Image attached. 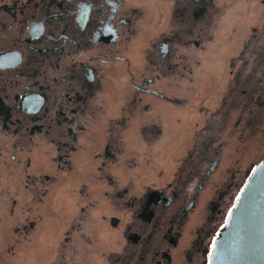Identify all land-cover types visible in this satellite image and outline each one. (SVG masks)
I'll list each match as a JSON object with an SVG mask.
<instances>
[{
	"label": "rangeland",
	"instance_id": "obj_1",
	"mask_svg": "<svg viewBox=\"0 0 264 264\" xmlns=\"http://www.w3.org/2000/svg\"><path fill=\"white\" fill-rule=\"evenodd\" d=\"M125 8L123 58L98 63L94 87L58 83L45 110L23 123L14 113L8 127L0 112V264H112L132 213L126 190L189 177L194 189L215 156L263 151L261 130L235 126L232 108L264 90V0ZM251 171L235 173L216 237Z\"/></svg>",
	"mask_w": 264,
	"mask_h": 264
},
{
	"label": "flooded vegetation",
	"instance_id": "obj_2",
	"mask_svg": "<svg viewBox=\"0 0 264 264\" xmlns=\"http://www.w3.org/2000/svg\"><path fill=\"white\" fill-rule=\"evenodd\" d=\"M130 10L125 0H0V112L7 115L5 126L14 113L24 121L45 110L58 83L69 79L94 87L98 63L123 58L117 47L121 33L133 25ZM258 91H248L249 98L236 102L232 117L235 126L260 129L264 138V90ZM31 95L39 101L36 111V100L26 102ZM257 98L263 101L255 107ZM262 150L256 161L249 156L244 163L215 156L194 189L188 186L189 177L184 183L147 186L140 195L126 190L123 203L132 213L123 251L112 264H209L218 220L226 216L225 199L237 184L234 175L253 170L264 158V145ZM23 226L19 235L26 234Z\"/></svg>",
	"mask_w": 264,
	"mask_h": 264
},
{
	"label": "water",
	"instance_id": "obj_3",
	"mask_svg": "<svg viewBox=\"0 0 264 264\" xmlns=\"http://www.w3.org/2000/svg\"><path fill=\"white\" fill-rule=\"evenodd\" d=\"M35 100L34 111L38 99L32 95L26 99ZM209 264H264V158L252 170L220 229Z\"/></svg>",
	"mask_w": 264,
	"mask_h": 264
}]
</instances>
